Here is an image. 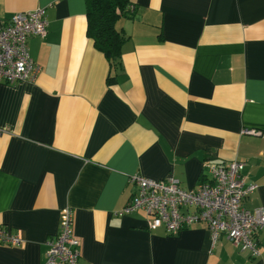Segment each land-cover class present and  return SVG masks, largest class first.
Instances as JSON below:
<instances>
[{"label": "crops", "instance_id": "0c3cea01", "mask_svg": "<svg viewBox=\"0 0 264 264\" xmlns=\"http://www.w3.org/2000/svg\"><path fill=\"white\" fill-rule=\"evenodd\" d=\"M89 1L0 0V22L39 7L49 22L28 39L36 79L0 81V225L26 239L0 264H48L67 206L79 264H264V229L253 256L204 222L169 233L119 214L133 174L189 190L233 160L258 185L244 206L264 207V0H131L115 64L88 36Z\"/></svg>", "mask_w": 264, "mask_h": 264}, {"label": "built area", "instance_id": "2783aa9c", "mask_svg": "<svg viewBox=\"0 0 264 264\" xmlns=\"http://www.w3.org/2000/svg\"><path fill=\"white\" fill-rule=\"evenodd\" d=\"M128 9L133 12L134 5L130 4ZM48 26L46 8L42 7L19 11L8 21L0 22V81L16 84L36 79L41 67L31 57L28 39L45 36ZM243 133L261 134V131L245 128ZM207 167L211 180L189 190L175 176L159 180L138 173L131 175L130 181L138 191L119 214L144 209L150 216L149 227L164 226L169 233L204 222L214 242L225 235L242 250L258 256L264 207L251 210L243 204L244 198L258 187L255 183L245 185V162L233 160ZM75 222V210L70 206L63 208L58 233L46 241L48 264H79L83 241L76 234ZM25 241L22 235L0 225V245L21 246Z\"/></svg>", "mask_w": 264, "mask_h": 264}, {"label": "trees", "instance_id": "16d2710c", "mask_svg": "<svg viewBox=\"0 0 264 264\" xmlns=\"http://www.w3.org/2000/svg\"><path fill=\"white\" fill-rule=\"evenodd\" d=\"M131 0H90L88 10V36L110 63L119 61L126 34L117 28V21L129 11Z\"/></svg>", "mask_w": 264, "mask_h": 264}]
</instances>
